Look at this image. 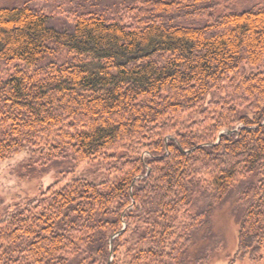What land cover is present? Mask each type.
<instances>
[{
  "label": "trees",
  "instance_id": "1",
  "mask_svg": "<svg viewBox=\"0 0 264 264\" xmlns=\"http://www.w3.org/2000/svg\"><path fill=\"white\" fill-rule=\"evenodd\" d=\"M228 1L77 0L67 30L0 7V161L116 162L0 215V264H203L195 234L239 187V251L263 256L264 2Z\"/></svg>",
  "mask_w": 264,
  "mask_h": 264
},
{
  "label": "rangeland",
  "instance_id": "2",
  "mask_svg": "<svg viewBox=\"0 0 264 264\" xmlns=\"http://www.w3.org/2000/svg\"><path fill=\"white\" fill-rule=\"evenodd\" d=\"M264 0H230L219 6L214 13L220 15L226 12H244ZM28 4L44 11L51 18V24L59 30L72 27V15L78 10L77 0H0V7ZM204 22L195 21L191 27L200 28ZM15 66L0 64V78L10 76ZM43 152L29 149L9 159L0 161V215L6 214L16 205H24L33 200L41 191L50 185L84 177L91 180L114 179L115 168L106 165L101 160L85 162L75 167L69 161L51 160L42 162ZM36 164L40 166L36 167ZM242 187L251 186L252 181ZM241 188L234 189L221 203L214 206L213 211L205 219L201 229L195 234L190 247L192 258L198 254L206 255L203 264H264V254L253 261L238 248V220L243 206L239 202ZM209 201L206 196L198 194L190 209L191 215L209 212Z\"/></svg>",
  "mask_w": 264,
  "mask_h": 264
},
{
  "label": "water",
  "instance_id": "3",
  "mask_svg": "<svg viewBox=\"0 0 264 264\" xmlns=\"http://www.w3.org/2000/svg\"><path fill=\"white\" fill-rule=\"evenodd\" d=\"M117 235H118V234H117ZM117 235H116V236H117Z\"/></svg>",
  "mask_w": 264,
  "mask_h": 264
}]
</instances>
